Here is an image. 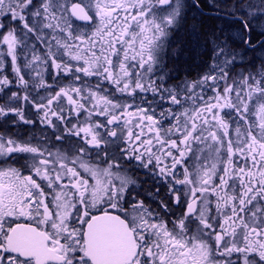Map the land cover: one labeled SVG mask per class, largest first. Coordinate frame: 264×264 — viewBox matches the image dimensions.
<instances>
[{
  "label": "snow or ice",
  "instance_id": "6c2138e0",
  "mask_svg": "<svg viewBox=\"0 0 264 264\" xmlns=\"http://www.w3.org/2000/svg\"><path fill=\"white\" fill-rule=\"evenodd\" d=\"M200 5L201 0L187 5L185 0H96L94 5L89 0L69 7V0H0V45L7 47L6 54L0 50V91L7 97L0 104V117L35 126L20 107L22 99L35 108L40 124L53 129L56 141L71 144L73 155L69 166L64 153L45 157L38 144L0 134V156L15 163L25 160L20 168L0 169V264H264V59L258 70L236 71L243 68L247 51L264 53V0L215 5L216 18L222 14L229 25L238 26L235 36L227 35L224 27L204 32L210 63H201L207 70L168 88L165 45L184 26L186 7ZM93 7L95 16L90 14ZM97 17L100 25L92 36L77 34L75 20L95 23ZM237 37L244 52L233 46ZM5 57L10 58L12 75ZM40 65L50 70L53 81L61 74L70 81L95 76L96 90L89 88L85 95V88L72 83L56 90L42 72L25 71ZM101 81L123 98L139 97L141 105L100 95ZM32 88L37 90L34 96ZM149 92L151 101L141 95ZM157 96L170 106L165 109ZM189 102L191 107H185ZM153 103L161 109L159 116ZM132 108L138 134L130 126ZM253 108L258 123L250 119ZM85 112L89 121L95 115L107 123L67 127L73 113L79 119ZM166 121H175L167 131ZM145 127L154 138H142ZM198 149L216 158L226 156L222 167L213 163L196 174L198 180L185 167L180 179L178 166ZM93 150L106 167L83 164L81 157ZM125 163L144 170L151 181L148 190L141 191L144 182L129 176ZM177 185H190V192L182 195ZM209 194L216 197V216ZM173 206L183 209L179 216Z\"/></svg>",
  "mask_w": 264,
  "mask_h": 264
},
{
  "label": "rangeland",
  "instance_id": "374dc122",
  "mask_svg": "<svg viewBox=\"0 0 264 264\" xmlns=\"http://www.w3.org/2000/svg\"><path fill=\"white\" fill-rule=\"evenodd\" d=\"M202 1H204V5L208 9V11L212 14H213V12H216L214 10L215 5H219V4L224 3V0H202ZM72 2H82L83 4H88L89 0H69V5ZM95 2H96V0H92L93 5L95 4ZM101 2L102 3H111V0H101ZM185 3H186V5L190 4L191 0H185ZM199 9H188L186 7V9H185L186 20H185L184 26L179 30V32L170 34L168 42L165 45V50L168 53V56L165 57V62L168 63V67L170 70L167 74L166 81H167V83L170 81H174V82H172V84H167L168 88H175L176 86L181 85L185 81L190 82L193 79L198 78V76L202 75L203 72L207 70L202 65L201 61L203 60L207 63H210V61L208 60V57L205 55L206 49L203 47L204 39L202 38L201 42L200 43L198 42L199 39H198L197 35L199 34V36L202 37L201 36L202 32L200 30V26L198 25V22H200V20L202 18L201 15L203 14V13L201 14L199 12ZM95 11H96L95 7H93L90 10V14L92 16H95ZM206 14H203V15L205 16ZM212 14H210V16ZM123 15H124V13L121 12V16H123ZM162 15H163V13H162ZM207 16L209 17V14H207L206 17ZM99 25H100V21H99V18L97 17L95 23L82 26L75 21L74 26L76 27L77 34H87V36H92L93 33L96 31V28ZM217 26H218V29L220 27H224L226 34L229 35L230 37L235 36V33L237 31V28H238L237 25H229L228 22L224 18H223V20H221L219 22V24ZM193 29H195V31H193ZM257 42L258 41H256V43ZM53 43H54V41H53ZM189 43H190V45H189ZM232 43H233V46L236 47V50L238 52H244V47H243V45H240V41H239L238 37L235 38L232 41ZM138 46L139 45L137 44V47ZM200 46L202 48H201V53L199 55L198 54L199 51L197 52V51H195V49H196V47H200ZM0 50H2L6 54L7 47L5 45H0ZM42 50L46 51V49H42ZM193 51H195V52H193ZM189 53H191V55L188 56ZM28 56H29V58H31L30 52L28 53ZM198 56H199V58H198ZM5 58L7 59V62L10 61V58H7V57H5ZM120 58L121 59L123 58V52H121ZM20 59H21V61L24 60L23 54L20 55ZM65 59H67V57H65ZM237 59H238V65H239L240 59H239V57ZM262 59H264V53H262L260 51H257L255 53H253L252 51H247L246 53H244V56H243V68L238 66L236 71H243L245 69L251 71V70H253V68L258 70L260 67ZM249 61H252V63L249 64ZM114 62L116 64V68L118 70L119 60H116L114 58ZM73 63H75V62H73ZM129 63H132V61L130 60ZM171 65H173V68H170ZM179 66L181 68H179ZM25 71L26 72H32L33 74H34V71L42 72L44 74V79L47 81V83L51 84L56 90H59L60 87L67 86L69 83H72L76 87H83L86 89L85 95H87V89H89V88H91L92 90H96V85L98 82V78L95 76H93V77H83L82 76V79L80 81H75L74 78L70 81L69 79L65 78L63 76V74H61V77L57 81H53V79L49 75L50 70L46 69L43 65L38 66L35 70L25 69ZM10 73H11V67L8 68V74H10ZM174 74H176V76L172 77V75H174ZM51 75L52 76L55 75L54 70H51ZM28 78L31 79V76H29ZM153 79H155V77H153ZM178 79H184V81L180 80V81H178V85H175L176 84L175 80H178ZM166 81H165V83H166ZM14 88H15V86H13V88H12L13 91H15ZM36 91H37L36 89L32 88L31 94L34 96ZM199 91H200V89H197V92H199ZM23 93H24V91L21 92L22 95H23ZM150 93L151 92H149L148 94H150ZM10 95H11V92L8 93V96H10ZM41 95H47V93L41 91ZM100 95H108V97L110 99L113 97H118V98H120L121 103H134L135 105H138V103H139L137 98L135 100H133V97H131V96H128L126 98L121 97V94L118 92H115V89L113 88V86L111 84H109L107 82H103V81H101ZM208 96H211V93H208ZM147 97L152 98L150 96H147ZM2 98H3V100L7 99V97L5 95H3ZM38 99H39V97H37V100ZM3 100H2V102H3ZM158 102L164 103L165 101H158ZM19 104H20V107H22L24 109L26 116H29L31 119H34L36 121L35 126H33V125H27L26 126V128L30 132L29 135H30L31 140H29V141L33 145L38 144L41 147V149L44 150L45 157H48L49 152H51L53 154V156L51 157L52 159L55 158V154L57 152H61V153L68 155L69 166H71L70 162L73 159V155L71 152V144L68 141H59V142L56 141L55 135H53V129L47 127L46 125L40 124L39 117L36 116V112H32V110H35V108L31 104L25 105L22 99L19 102ZM62 106L64 108V115L67 116L68 115V111H67L68 104H67L66 100L63 101ZM91 106H92L91 104L88 105L89 108H91ZM185 107L190 108L191 102H189L187 105H185ZM153 108H155V110L157 109V107H155L154 105H153ZM183 110H184V108L177 109L178 112H182ZM130 111L133 113V123L130 126L132 128V131L136 133L137 130H135V129L137 127H136V118H135V108L130 109ZM224 111L227 112L229 110L225 109ZM87 117H88L87 112H85L83 115H81L79 117V119H77L76 114L73 113L71 116V123L68 124L67 127H71L73 124H77V123H81L82 126H87L88 123L94 124L98 120H104V122L107 123V121L104 119V117H98V116L93 115L91 117L90 121L87 119ZM250 119L253 121V123H258V115L255 111V108H253V111L250 115ZM0 121H5L3 123V125H4L3 128L5 131L0 129V134L4 135L5 139H7L9 136H11L13 139H20V138H16V137H20L19 135H13L10 133L5 134L8 131V128L11 126V122H10L11 119L5 120L4 117H0ZM174 122L175 121L168 122V125H166L164 127V129H168L170 127V124H172ZM22 124H23V122L20 121L19 125H22ZM120 124L123 127L124 122L121 121ZM60 126L62 129L65 127V125H63V124H61ZM23 127H25V126H23ZM231 128H232V132H233V139L235 140V124H232ZM100 131L103 132V129H100ZM125 134H126V129H125ZM83 135L84 134L81 133V137H83ZM47 136H48V138H47ZM133 139H134V137H133ZM49 140H53V141L50 142ZM71 140L76 141L77 138L71 137ZM80 143H83L82 139L80 140ZM93 157H97V156L93 155ZM197 157H199V159H197ZM5 158H7V157L0 156V159H5ZM89 158H92V156L89 155V153H85L81 157L83 164L90 165V166L94 167L90 163V161L88 160ZM221 159H226V156L223 158H216L215 153L210 154L207 151V149H204L203 151L198 149L195 155L188 154L185 157L186 163L184 165L179 166L180 167L179 168V170H180L179 171V178L180 179L184 178V170H185V167H187L189 172L193 174L192 178L194 180H198V176L196 174L199 173L200 175H202L203 169L206 167H210L213 163H216L218 168L222 167L221 162H220ZM240 161H241V158L237 157V163L240 164ZM77 168L79 169V171L81 173H85L87 176L91 177L87 172L84 171V168L81 165L78 164ZM137 176H138L137 179H141L140 171L137 172ZM213 180L216 183L219 182L216 177H213ZM179 186H181L182 193L184 191L190 192V188H191L190 185L187 187L182 186V185H179ZM229 194H231V190H229ZM202 199H203V197H202ZM207 199L211 201V205H212V203L216 202V199H214V197L211 196L210 194L207 196ZM212 215L216 216L217 213L213 214V212H212ZM221 219H222V217H221ZM216 229L219 230V224L216 225ZM239 242L242 245V243H243L242 235L239 238Z\"/></svg>",
  "mask_w": 264,
  "mask_h": 264
},
{
  "label": "flooded vegetation",
  "instance_id": "af4514ba",
  "mask_svg": "<svg viewBox=\"0 0 264 264\" xmlns=\"http://www.w3.org/2000/svg\"><path fill=\"white\" fill-rule=\"evenodd\" d=\"M255 43V42H254ZM7 67L8 68H10L11 66H10V61L7 63ZM178 81H180V79H178V80H175V83L178 85ZM181 81H183V80H181ZM166 85H167V82H166ZM15 90H16V88H14ZM22 92V91H21ZM21 92H20V95H21V97L25 94V93H23V95L21 94ZM142 96H150V97H152V93H150V94H148V93H146V94H141ZM147 99L149 100V101H151V98H148L147 97ZM137 100H138V105L137 106H140L141 105V101H140V99H139V97H137ZM156 100H157V102L158 101H160L159 100V96H157L156 97ZM159 103V102H158ZM155 107H157V109H156V115L157 116H159V113H160V111H161V109H160V107H158L157 106V103H154L153 104ZM163 105H164V108L165 109H167L170 105L167 103V102H164L163 103ZM172 107H174V106H172ZM32 112H36V110H32ZM170 122H172V121H170ZM175 123V122H174ZM166 125H168V121H166V122H164L163 123V129H164V127L166 126ZM135 130H137V134L140 132V129L139 128H136ZM165 131H167V129H164ZM20 137H16V138H20L19 140H27V141H29V140H31L30 139V136H28V135H24V134H20L19 135ZM150 136H153V134H150V133H148V129L145 127L144 128V136L142 137L143 139H148ZM153 138H154V136H153ZM175 138V137H174ZM154 151H155V154L157 155V156H160L161 155V151L159 150V145H155L154 146V149H153ZM173 151H175V150H173ZM95 150H93V152H91V154H89V155H91L92 156V158H89L88 160L90 161V163L94 166V167H106L107 165H104V164H102L101 163V159L100 158H98V157H93V155H95ZM93 153V154H92ZM18 155H23V154H18ZM177 155H179L178 153H177ZM187 156V155H186ZM101 157H103V153H101ZM133 163V165L136 163L135 161H133L132 162ZM167 163L170 165L171 164V160L169 159L168 161H167ZM22 164H25V160H23V159H21L20 161H19V163H15V162H13V160H10V159H8V158H5V159H0V169H8L9 167H15V168H20V166L22 165ZM28 165H29V168L28 169H25V174H28V171L30 170V165H31V162L30 161H28ZM240 166L242 167L243 166V163H242V159H241V161H240ZM179 166H178V169H177V175H178V177H179ZM124 169L127 171V174L129 175V176H131L133 179H137L138 178V176H137V172L138 171H140V176H141V179H137L138 181H141V182H144L143 183V185H142V188H141V191H146V190H148L150 187H151V181H148L147 180V178L144 176V170H142V169H135V168H132L131 166H129L128 164H124ZM142 170V171H141ZM83 174V176L85 177V178H87V179H89V181L90 182H92L91 181V177H89V176H87L85 173H82ZM36 179H37V181L38 182H41L40 181V177H35ZM65 182H67V181H65ZM42 183H45V185H46V182H42ZM238 183L239 182H237V186H238ZM177 188H179V189H181V186H179V185H177ZM163 191L164 192H166L167 191V189L165 188V189H163ZM181 194L183 195V193H182V191H181ZM197 195L198 196H200V193H197ZM211 195V194H210ZM212 196V195H211ZM214 197V199H216V197L215 196H213ZM198 203H199V201H198ZM215 205H216V202H214V203H212V212H213V214H216V208H215ZM153 208H155V204L153 203ZM173 210L174 211H176V215L177 216H179L180 215V212L183 210V209H180V210H177V209H175V206H173ZM167 219L168 220H172V219H175V217H173V216H168L167 217ZM216 231H220V228H219V230L218 229H216ZM229 239H231V238H229ZM242 241H243V237H242Z\"/></svg>",
  "mask_w": 264,
  "mask_h": 264
},
{
  "label": "trees",
  "instance_id": "16d2710c",
  "mask_svg": "<svg viewBox=\"0 0 264 264\" xmlns=\"http://www.w3.org/2000/svg\"><path fill=\"white\" fill-rule=\"evenodd\" d=\"M199 12L202 14H209V17L207 16L206 17V15L204 16L203 14L201 15V20H200V22H198V25L200 26V30H201V32H202V37H200V36H198V39H199V43L201 42V39L203 38V33L204 32H207V31H209L210 29H213V28H215V29H218V24H219V22L221 21V20H223V15L221 14V17L220 18H216V16H217V14H216V12H213V14L212 13H210L209 11H208V9L206 8V6L204 5V1H202L201 0V5H200V9H199ZM210 14H212L211 16H210ZM189 45H190V43H189ZM204 45V44H203ZM201 46L200 47H196V49H195V51H199V55H200V53H201ZM184 49V48H183ZM195 51H193V52H195ZM192 53V52H191ZM191 53H189L188 54V56L189 55H191ZM198 58H199V56H198ZM188 59V58H187ZM174 65V64H173ZM173 65H171V67L170 68H173ZM179 68H181L180 66H179ZM179 70V69H178ZM181 70V69H180ZM173 71V70H172ZM182 71V70H181ZM183 72V71H182ZM9 75H12V73H10ZM4 95V92L3 91H0V104H3V102L5 101V100H3V98H2V96ZM2 100H3V102H2ZM30 118V117H29ZM31 119V118H30ZM5 121H0V129L1 130H3V131H5L4 130V128H3V123H4ZM10 123V122H9ZM49 141H51V140H49Z\"/></svg>",
  "mask_w": 264,
  "mask_h": 264
},
{
  "label": "water",
  "instance_id": "95a60500",
  "mask_svg": "<svg viewBox=\"0 0 264 264\" xmlns=\"http://www.w3.org/2000/svg\"><path fill=\"white\" fill-rule=\"evenodd\" d=\"M78 21L83 22V23H84V22H88V21H81V20H78Z\"/></svg>",
  "mask_w": 264,
  "mask_h": 264
}]
</instances>
